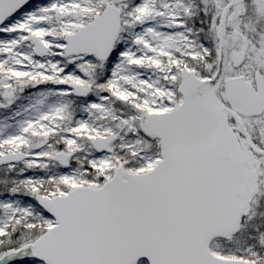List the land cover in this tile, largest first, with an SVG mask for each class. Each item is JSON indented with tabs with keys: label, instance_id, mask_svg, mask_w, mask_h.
Segmentation results:
<instances>
[{
	"label": "snow or ice",
	"instance_id": "6c2138e0",
	"mask_svg": "<svg viewBox=\"0 0 264 264\" xmlns=\"http://www.w3.org/2000/svg\"><path fill=\"white\" fill-rule=\"evenodd\" d=\"M0 264H264V0H0Z\"/></svg>",
	"mask_w": 264,
	"mask_h": 264
}]
</instances>
